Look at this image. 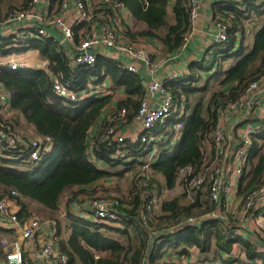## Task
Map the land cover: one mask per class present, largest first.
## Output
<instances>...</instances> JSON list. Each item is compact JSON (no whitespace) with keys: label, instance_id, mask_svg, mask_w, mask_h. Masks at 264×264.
<instances>
[{"label":"trees","instance_id":"1","mask_svg":"<svg viewBox=\"0 0 264 264\" xmlns=\"http://www.w3.org/2000/svg\"><path fill=\"white\" fill-rule=\"evenodd\" d=\"M31 1L25 0L20 8L8 6V13L28 9ZM51 1L53 8L57 9L62 2ZM118 1L126 7L134 20L131 24H120L124 35L131 42L152 40L158 45L160 57L165 58L183 48L185 37L191 31L188 0ZM5 2L7 0H0V20L8 14L3 11ZM107 11L115 13L116 5H111ZM1 12L5 14L3 18ZM215 23H223L226 26L228 40L213 47L210 60L206 59L204 52L200 62L190 65L188 74L170 78L166 84L174 102L177 105L181 103L178 106L183 110L182 118L177 121L182 127L181 142L179 146H171L170 140L178 133L175 130L176 123L173 128L169 127L171 124H163L165 121L160 123L154 135L164 139L157 145L152 143L147 146L148 155L159 149L151 161L141 160L145 145L140 141L132 142L127 139L120 144L107 140L108 131L115 124L109 119L104 120L95 138L91 139V129L113 104L115 94L124 91L126 99L117 103L115 109L107 115L120 116L125 110V115L120 116L122 126L132 123L146 95L144 77L124 69L122 62L114 56L99 53L94 66L81 67L71 75L66 54L53 38L30 41L28 49L37 50L41 59L49 63L52 72L55 75L62 74L71 87L81 90L92 81L106 82L113 92L112 95L91 98L77 104L69 103L53 92V78L44 70L28 69L0 73V83L12 93V115L8 123L14 128L33 127L37 136L49 137L54 144L52 154L47 160L39 163L30 161L26 154L20 157L23 152L13 151L12 155L9 151L4 152L15 156L12 159L0 155V202L4 199L13 200L19 208L18 217L21 222L33 215L31 205L46 209L52 217V214L59 210L60 200L67 191H76V188L80 191L73 194L68 202L69 207L80 194L86 195L87 189L93 193L102 192L103 185H95L102 180L115 176L123 178L126 173L134 170L136 165L143 168L148 163L151 169L152 181L148 185H145L144 170L141 171V176L138 177L141 172L134 175L131 181L132 191L127 199L121 198L113 191H103L118 203V214L122 220L120 228L96 224L69 209L66 210L67 228L72 230L69 238L61 237L63 232L58 225L60 251L68 257V264H161L160 262L170 254V250L174 251L175 257L181 261L183 257L190 256V249L194 247L200 250V258H205V262H208L209 254L222 256V253L230 250L229 244L234 240L226 239V233L236 229L235 218L231 217L226 223L218 220L205 222L201 227H187L190 218L197 220L204 214L218 210L214 202L206 199L208 193L202 194L201 189L197 191L199 194L196 198L187 205H183L182 198L177 196L160 202L159 215L158 209H155L157 201L156 206L148 207V203L156 200V196L160 197L164 190L175 191L183 170L192 169L191 174H186V178L191 180L208 168L206 143L217 129L220 110L240 99L252 82L264 77V1L228 3L221 8ZM89 29L86 25V33ZM80 30L81 27L76 29L77 43L80 41ZM4 35L5 33L0 34L1 54L28 50L7 49L14 41L12 36ZM248 38L253 40L250 45L245 44ZM262 141L263 132L253 138L248 167L238 182L237 193L241 204L264 183ZM20 145V148H23L30 145V142L22 137ZM90 155L98 160L100 166L88 160ZM145 191H150L148 198L144 195ZM13 192L19 196L13 195ZM204 207L206 208L203 209ZM8 231L12 230L0 228V234ZM111 234L116 237L112 238ZM213 240L218 252L211 249ZM235 242L244 241L236 239ZM1 249L0 244V255ZM253 251L255 246L250 242L246 243L245 253L249 258ZM99 253L100 256L97 255ZM223 263L245 264L236 259Z\"/></svg>","mask_w":264,"mask_h":264},{"label":"built area","instance_id":"2","mask_svg":"<svg viewBox=\"0 0 264 264\" xmlns=\"http://www.w3.org/2000/svg\"><path fill=\"white\" fill-rule=\"evenodd\" d=\"M188 1L191 31L185 37L184 46L188 45L197 33L202 8V0ZM244 1L239 0L238 3H243ZM250 1L260 3L264 0ZM111 5L113 7L116 5L117 7V11L113 14L107 11ZM129 20L130 12L118 0H62L58 9L57 7L53 8L51 0H32L28 9L14 10L8 13L3 20H0V27H3L2 33H6L9 30L10 36L12 35L13 37L14 44L9 45L12 47L7 46L8 49L29 48L31 40L53 38L66 54L71 75L75 74L81 67L94 66L99 53H107L118 60L121 57L129 59L130 62L121 61L123 68L129 72L138 73L137 65H141L149 71L151 81L145 89L146 95L141 101L134 120L129 125V128L133 131L130 132V139L123 136L124 133H121L120 128V125H122L120 116L123 117L125 115V110L122 111L120 116L109 114L106 118L110 122L115 123L108 131L107 140L120 144L127 139L132 142L140 141L145 145L142 154L144 153V155L148 156L146 154L147 146L152 143L157 145L164 139V137L154 135L156 128L175 112L176 104L171 92L166 88L170 78L158 79L156 77L153 53L148 50L144 42L133 43L124 35L120 24ZM86 25L90 28L87 33ZM80 27V41L77 43L75 40L76 29ZM215 29L216 31L212 35L208 50L205 51L207 60H210L214 46L221 45L228 40L227 28L223 23H215ZM50 30L57 31L56 33H58L59 37L53 36ZM39 65L38 67H31L25 57L18 60L10 59L0 65V73L2 71L42 69L53 78V92L69 103H83L88 99L104 97L113 93L106 82L101 83L99 86L89 83L81 90L73 88L62 74L55 75L52 72L47 61L42 60ZM179 77H182V75H174L171 78ZM263 90L264 77L259 81L252 82L240 99L220 110L219 123L212 135L213 141L217 146H221L227 141V136L223 129L224 119L229 114L234 113L240 114L239 118L242 122L248 121L249 113L254 107L255 98ZM11 106L12 93L0 83L1 151L3 153H8L9 151L10 155H12L13 151L15 153L23 152L20 157H24L26 154L28 159L34 163L46 160L54 150L52 139L36 136L30 142V145L20 148L22 145H20V142H22L21 135L17 134L16 129L7 120L11 116ZM262 114L260 116L261 119H259L261 123L249 125L243 129L241 144L235 152V163L226 162L225 159H221V154H218L214 160V167H208L203 173L197 174L191 180L186 178V174H191L193 172L192 169L187 168L182 171V174L185 175V187L190 189L188 191L197 192L200 189H204L208 193L206 196L207 200L214 202L218 208H224L225 211L230 213L238 198V196L236 197V183L234 182H236V178L242 176L246 169L253 138L260 136L264 132V112ZM135 125L140 128L138 132L135 130ZM180 126L179 124L176 125L175 130L178 131ZM119 132L121 133L120 135ZM148 135L151 136L148 137ZM118 154L124 156L120 152ZM6 157L12 159L7 154ZM88 160L94 164L98 163V160L93 155H90ZM143 170V176L146 177L145 185H148L152 181L151 169L148 163L143 166L141 171ZM141 175L142 172L139 176ZM99 193L107 196L89 197L87 200L89 212L88 216L84 218L96 224L120 228L122 220L118 214V211H120L118 203L111 199L109 194ZM13 195L19 196L16 192H13ZM144 195L148 198L150 191H145ZM238 204V209L244 216L248 213L255 217L256 213H253V211H258L264 207V183L259 189L248 195L243 204H241V201ZM15 206L17 207L16 203L11 199H4L0 202V228L14 231L13 237L0 234V244L4 250L0 258V264H68V257L60 251V228L58 223L55 220H42L33 215L21 222ZM152 206H156L155 199L148 203L149 208ZM216 211L197 220L190 218L188 227H201L205 222L218 220L226 223L227 220L233 217L232 215H223ZM257 221L258 229H264L262 220L259 219ZM231 231V233H226V239L234 240L233 242H235L241 236L240 230L234 229ZM235 244L237 243L235 242ZM238 258L245 257L235 250L224 256L226 260ZM245 262L246 264H264L262 258L255 260L246 259ZM161 264L183 263L182 261L171 263L167 256L162 260ZM184 264H208V262H201L199 257L195 256L188 263L184 262Z\"/></svg>","mask_w":264,"mask_h":264},{"label":"crops","instance_id":"3","mask_svg":"<svg viewBox=\"0 0 264 264\" xmlns=\"http://www.w3.org/2000/svg\"><path fill=\"white\" fill-rule=\"evenodd\" d=\"M238 1L239 0H202L200 21H199L198 30H197L196 35L188 43V45L186 44L185 46H183V48L179 52L173 54L171 57H167V58L162 57V56L160 57V51H159V48H158V45L156 42H154L152 40L141 41V42H144L145 45L147 46L148 50H150L153 53L154 71L156 73V77L158 79H167V78H171L174 75L184 76V75L188 74L190 65L194 62H200L203 53L208 50V46L211 43L212 35L216 31V29H215V18L220 15L221 8L225 7L228 3H232V2L238 3ZM3 15H4V13H1L2 18H3ZM131 22L132 23L134 22L132 16L130 17L129 21H125L124 23L131 24ZM2 29H3V27L1 26L0 27V33H2ZM7 32H8V34H6ZM3 33H5V32H3ZM6 33L4 36L9 37V35H10L9 30H7ZM50 33L53 34V36H58V34L55 31L50 30ZM8 47H12V46H8ZM8 47H7V49H8ZM26 49H28V48H26ZM22 57L27 58L28 63L31 67H38L39 63L43 60V59H41L39 52L37 50L28 49V50H25V51L20 52V53L14 52V53H10L8 55H3L0 53V65H3L4 63H6L10 59L18 60ZM120 61L130 62V60L125 58V57H121ZM137 68H138V73L144 77L145 84L147 87L148 83L151 81V75H150L149 71L144 69L141 65H137ZM35 70H42V69L36 68ZM124 99H126V95H125L124 91H120L118 94H115V96L113 98V104L106 110V112L103 113L102 117L100 118L99 123H97L96 126L91 129V132H90L91 139L95 138L96 133L100 130V128L103 125L102 123L107 118V114L109 113V111H113L115 109V106H117V103L123 101ZM179 104L181 105V103H179ZM178 108H179V114H180L182 112V108H181V106H178ZM263 112H264V90L256 96L255 101H254V107L251 109L249 116H248V121L242 122L239 118L240 114H234V113L229 114L224 119V122H223L224 128L223 129H224V132L227 136V141H226V143L222 144L221 146H217V144L213 141V138H211L206 143V149H205V154H206V159H207L206 160V166L209 163L208 161H210V165L208 167H212V165L214 164V160L218 154H221V159H225L226 162L235 163L236 162L235 152H236V149L241 144V140H242L241 136L243 134V129H245L249 125H258V123H261V121H259V119H261L260 116L263 115L262 114ZM173 114H175V112H173ZM11 115H12V112H11ZM176 115L177 114L170 115V117H168L163 124H165V125L171 124L169 126V127L172 126L171 128H173V125L175 123H176V125H178L177 121H179V119H178V117L176 118ZM130 127H133V126H130ZM30 128L34 131L33 127H30ZM120 128L123 130V132L125 134L133 132L129 128V126L125 127V126L120 125ZM135 130L138 132L140 130V128L137 125H135ZM34 135H35L34 136V138H35L37 136L35 132H34ZM25 136H27V135H25ZM126 137L130 139L131 134L127 135ZM170 141H172L171 146H179V144L181 142V137L178 133H176L174 135V138L171 139ZM7 159H9V158H7ZM95 164H97V166H100L99 165L100 163H95ZM247 167H248V161H247L246 169H247ZM239 180H240V177L236 178V182H234V183H236V186H235V192L236 193L238 192ZM105 182H107L106 183L107 185H105ZM112 184H113V182H112V179L110 178L109 180H102L95 185H99L101 187L102 185L103 186H111ZM94 186L92 189L95 188ZM76 189H77L76 191H79L78 188H76ZM85 194L86 195H82V196L80 194L78 199L75 200L73 203H71L69 205V207H68V205H66L65 214H66V210L68 211V209H69V210H71V212L75 213L76 215H78L82 218L88 216L89 210L87 207V200H88L89 196H92L93 192L87 189ZM237 196H238V193H237L236 197ZM85 199H86V201H84ZM239 200L240 199L237 198V201L233 205L230 213L228 211H225L224 208H218L219 211H216V212H220L223 215L229 214V216L232 215L233 218H235L234 226L236 227V229L240 230V234H241V236L238 239H240L241 241H244V242H236L237 244H235V242H232V244H229L230 250L225 252V253H222V256H217V255L214 256L213 254H211V255L209 254L207 256V258H209L208 264H224L223 263L224 261L230 260V259H228V260L224 259V256L227 253L231 252L232 250L239 251L240 254L243 257H245V258L236 259L239 261H243L245 264H246V262H245L246 259L255 260L257 258H262L264 261V229L260 230L257 227V225H258L257 220L261 219L262 222L264 223V207H262V210L260 209L258 211H253V213L257 214L255 217L251 216L252 214L249 215L248 213H247V215L244 216V214H242V212L239 211V209H238ZM82 201H84V202H82ZM59 206H60L59 208L62 207L61 206V200H60ZM15 209L18 210L19 209L18 206L17 207L15 206ZM57 212H59V210ZM157 214L159 215V214H161V212L157 211ZM206 215H209V213L204 214L201 217H204ZM66 222H68L67 219H66ZM110 227H113V226H110ZM69 231H70L69 233H71L72 230L69 229ZM3 233L8 237L14 236V231H8L6 233L5 232H3ZM249 242L255 246V251H253L251 258H249V256L245 253L246 243H249ZM211 249L215 252L219 251L216 244H215V240L212 241ZM1 251H2V254L0 255V258L2 257V255L4 253L3 248L1 249ZM190 253L191 254L188 258L183 257L181 259L183 264H184V262L188 263L190 261V259L192 257H195V256H198L199 260L201 262L206 263L205 258H202V259L200 258L201 257L200 250L197 247L191 248Z\"/></svg>","mask_w":264,"mask_h":264},{"label":"rangeland","instance_id":"4","mask_svg":"<svg viewBox=\"0 0 264 264\" xmlns=\"http://www.w3.org/2000/svg\"><path fill=\"white\" fill-rule=\"evenodd\" d=\"M24 1L25 0H7V2H5V5L3 6V9H4L3 11H6L4 13L5 14L8 13V11H9L8 6L13 5L14 7H18V8L22 7V5L24 4ZM1 13H3V12H1ZM252 41L253 40L251 38H248L246 40L245 44L246 45H248V44L250 45V44H252ZM228 62L230 63L231 60L228 61ZM90 84H92L94 86L101 85V83H97V81H92ZM182 113H183V110L179 114V108L176 105V109H175V114H177L176 115V118L178 117V119L180 120L182 118ZM9 119H10V117L8 118V121H9ZM13 123L15 124V122H13ZM15 129H16L17 134L19 136L21 135V138L22 137H25L28 142H31L34 139V136H35L34 135V131L30 127L27 126L25 128L24 126L23 127L20 126V127H15ZM181 131H182V127L180 126V128L177 131L178 134L180 135V137L182 135L181 134ZM121 133L122 134L124 133L122 129H121ZM121 133L119 132V135ZM130 134L131 133H126V134L124 133L123 136H127V135H130ZM25 135H27V136H25ZM262 144H263V151H264V141H262ZM1 150L2 149L0 148V155L6 157V154H4ZM157 151H159V149ZM157 151L154 154H152L151 156L144 155V153H143V155L141 157V160L142 161H151V159L156 155ZM8 157L13 158L15 156L8 155ZM6 159H7V157H6ZM208 162L210 163V161H208ZM209 163H208V165H209ZM208 165H207V167H208ZM135 167L136 168L134 170H132L131 172L126 173L123 178H118L117 176L111 178L113 184L111 186H103L102 187L103 191L104 190L113 191L116 195H119L121 198L127 199L130 196L129 193H131V191H132V189H131V181L133 180L134 175H136L137 173L141 172V169H142V167L140 165H136ZM212 167H214V165H212ZM123 169L124 168H122V170ZM184 179H185V175L181 174L180 175L179 184L175 188V191L170 192V191L164 190L162 192V195L160 197H157L156 196V201H157V206L155 208L156 210L159 208L160 202L162 203L163 201H166V200H169V199H173L176 196L182 198L181 199V202H182L183 205L190 204L196 198V196L199 193H197L195 191H190V193H189L188 190H190V189H187L185 187V183L183 182ZM106 183L107 182H105V185H107ZM103 191L101 193H103ZM200 191H201L202 194H206L207 193V191H205L204 189H201ZM74 193H77L75 191V189L70 190V191H67L63 195V197L61 198V206L62 207L59 208V212H57L55 214H52V217H50L51 214L48 211L43 210L42 208H40L37 205H31L30 206V209L32 210L33 216H37V217H39L42 220H55L61 226V228H62L63 234H62L61 237H63V238H69L70 237V233H69L70 231H69V227L67 228L65 208H66V205H68V202L70 201V199L73 197V194ZM155 194L157 195V192H155ZM92 195L93 196H96V197H104V196H107L105 194L102 195V194L98 193V191H96ZM84 201H86V199ZM84 201H82V202H84ZM205 208L206 207H204L203 209H205ZM157 211H159V209ZM110 236L112 238H115L116 237L114 234H111ZM100 254L101 253H99L97 255L100 256ZM174 254H175V252L170 250V254L168 255V259L171 261V263L172 262H179L180 261V260H178L175 257Z\"/></svg>","mask_w":264,"mask_h":264},{"label":"clouds","instance_id":"5","mask_svg":"<svg viewBox=\"0 0 264 264\" xmlns=\"http://www.w3.org/2000/svg\"><path fill=\"white\" fill-rule=\"evenodd\" d=\"M188 228H193V227H188Z\"/></svg>","mask_w":264,"mask_h":264}]
</instances>
